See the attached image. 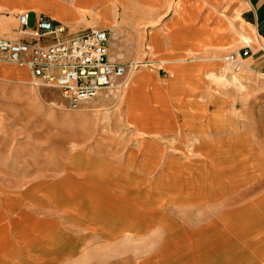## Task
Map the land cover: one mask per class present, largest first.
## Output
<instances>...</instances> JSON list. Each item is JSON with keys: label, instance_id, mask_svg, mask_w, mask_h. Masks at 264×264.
Returning a JSON list of instances; mask_svg holds the SVG:
<instances>
[{"label": "rangeland", "instance_id": "1", "mask_svg": "<svg viewBox=\"0 0 264 264\" xmlns=\"http://www.w3.org/2000/svg\"><path fill=\"white\" fill-rule=\"evenodd\" d=\"M116 1L111 20L80 0H0V37L20 33L19 9L66 35L91 24L128 69L72 111L0 59V264H264V73L244 40L176 50L178 0L154 19Z\"/></svg>", "mask_w": 264, "mask_h": 264}, {"label": "built area", "instance_id": "2", "mask_svg": "<svg viewBox=\"0 0 264 264\" xmlns=\"http://www.w3.org/2000/svg\"><path fill=\"white\" fill-rule=\"evenodd\" d=\"M20 32L31 40L0 38V59L26 65L34 83L60 91L69 110H79L95 99L103 89L126 77L127 65L110 58V33L93 28L76 35H66L62 23L41 17L30 27L29 12L18 15ZM258 51L264 53V34ZM247 44L244 55L252 54Z\"/></svg>", "mask_w": 264, "mask_h": 264}, {"label": "crops", "instance_id": "3", "mask_svg": "<svg viewBox=\"0 0 264 264\" xmlns=\"http://www.w3.org/2000/svg\"><path fill=\"white\" fill-rule=\"evenodd\" d=\"M130 1L140 4L141 8H144L146 4L151 5V13H154L153 19L161 16L160 11H157L161 0ZM120 2H123V0ZM178 2L180 4L179 9L175 10V14L172 17L173 23L170 24V33L176 36V44L180 45L176 50H183V48L191 51H196V49L199 50L200 48L224 50L238 46L243 40L250 43L257 42L256 47L258 49L253 46V53L248 58V61L254 69L264 73V53L258 51L259 45H261V36L264 34V0H178ZM80 3L85 6L92 5L93 10L99 11L111 20L118 19L116 16L118 2L116 0H80ZM19 10V13L29 12L30 20L31 18L34 20V25L33 27L30 26L31 28L35 27L36 22L41 17H47L61 23L52 15L35 11H24L23 9ZM65 11L71 14L67 9ZM156 11L157 15H155ZM19 13L17 14V23L20 29ZM146 17L148 16H146L145 11L139 8L137 18L144 19ZM60 19L66 21L63 20L62 16ZM91 26V24H82L83 30L78 32V29H72V32H69L68 35H76L98 28ZM8 29L10 30L2 31L4 35L8 36L7 38L31 40L33 37H19L21 33L11 32L10 27ZM99 29L108 30L107 28ZM114 61L121 62L116 59ZM174 69L179 73L183 71L184 66H176ZM7 71L19 81L30 82L33 80L31 70L26 65L10 66ZM209 77L213 78V75H209ZM203 107L205 106L203 105Z\"/></svg>", "mask_w": 264, "mask_h": 264}, {"label": "bare ground", "instance_id": "4", "mask_svg": "<svg viewBox=\"0 0 264 264\" xmlns=\"http://www.w3.org/2000/svg\"><path fill=\"white\" fill-rule=\"evenodd\" d=\"M21 33V32H20ZM247 44L249 43V44H251L250 42H246ZM124 83L123 82H119L117 85H118V87H121L122 85H123Z\"/></svg>", "mask_w": 264, "mask_h": 264}]
</instances>
